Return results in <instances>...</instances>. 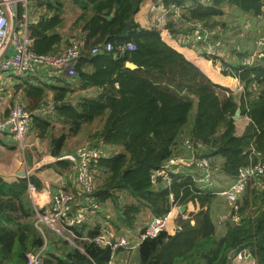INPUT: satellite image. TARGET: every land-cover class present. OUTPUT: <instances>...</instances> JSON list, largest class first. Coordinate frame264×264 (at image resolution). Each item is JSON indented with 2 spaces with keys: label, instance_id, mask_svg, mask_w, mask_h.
Here are the masks:
<instances>
[{
  "label": "trees",
  "instance_id": "16d2710c",
  "mask_svg": "<svg viewBox=\"0 0 264 264\" xmlns=\"http://www.w3.org/2000/svg\"><path fill=\"white\" fill-rule=\"evenodd\" d=\"M28 1L27 10L25 5L19 6L18 18L23 20L26 13L29 17L31 50L48 55L75 47L80 53L76 75H54L57 84L37 82L36 72L19 77L14 73L23 79L15 87V94L23 96L24 103L19 102L31 114V130L47 141L49 153L57 159L43 170L74 173V160L67 157V148L69 140L77 136L86 135L94 147H120V152H111L94 163L96 183L89 197L95 205L89 212L112 206V215L104 219L115 237L136 233L145 218L162 216L173 205L193 202L199 206L184 213L187 218L180 221L175 233L163 231L145 239L138 249L139 264H232L230 254L243 248L252 252L257 264H264V172L248 179L238 209L233 208L224 222V234H219L211 208L217 195L201 188L197 175H172L170 184L152 178L171 157L183 152L181 147L185 148L187 138L198 157L210 159L213 170L232 180L242 168L254 164L264 167V0H159L168 11L165 28L173 37H189L201 24L211 32L210 40L218 50L227 38H235L237 48L230 50L237 62L218 51L204 55L213 59L224 75L240 81V92L214 83L170 46L158 29L142 27L136 15L148 0ZM68 2L80 11L66 29ZM227 5L251 16L239 15L229 25L230 21L221 18L227 13ZM40 7L45 10L31 18V11ZM260 20L263 32L252 30L249 36L257 41V49L262 45V50L257 53V49L240 47L246 41L239 34L246 26L253 29ZM128 25L127 36L121 37ZM108 42L115 46L112 51L92 55L94 48ZM127 42H133L136 48L124 52L118 49ZM253 56L257 57L251 61ZM127 61L139 68H127ZM86 66L93 70L86 73ZM77 81L82 90L101 89L95 96L77 99ZM67 101L70 104H62ZM238 109L241 118L247 119L241 133L235 119ZM192 115L190 129L185 130ZM30 180L41 189L40 178L33 174ZM75 194L77 199L86 196L83 191ZM28 201L27 178L9 182L0 174V264H27L28 254L46 244ZM233 216L239 220L233 221ZM105 226L85 222L76 227L85 252L71 248L61 255L58 248L46 249L44 264H108L111 246L101 247L95 241Z\"/></svg>",
  "mask_w": 264,
  "mask_h": 264
},
{
  "label": "built area",
  "instance_id": "2783aa9c",
  "mask_svg": "<svg viewBox=\"0 0 264 264\" xmlns=\"http://www.w3.org/2000/svg\"><path fill=\"white\" fill-rule=\"evenodd\" d=\"M28 0H0V73L12 72L18 76L26 73L37 72L39 69L47 68L55 71L56 74H67V76H75L76 65L80 59V53L75 47H69L59 54L39 55L31 50L32 39L28 31V20L24 17L23 20L18 19V9L20 5H25L28 9ZM150 14L158 13L155 17L149 18V27L156 28L160 31L165 41H172L170 33L166 30L164 19L167 18V9H161L159 0H154L148 7ZM26 16V15H25ZM20 23L18 26L17 23ZM199 29L186 37V44L191 43L192 51L195 52L194 64L200 67L201 62H205L206 58L212 62L206 55L217 52V45L210 40L211 32L204 30L202 25H197ZM203 33L200 34V30ZM202 45L201 54H198L194 44ZM115 48L112 42H108L102 47H96L92 50V55L100 53H108ZM135 44L127 42L118 46L122 52L134 50ZM205 48V50H204ZM199 56V57H198ZM199 59V60H197ZM238 80V79H237ZM239 81V80H238ZM239 85L240 81H239ZM242 87V86H241ZM231 89H229L230 91ZM229 94L228 90H225ZM53 110V106L50 107ZM32 117L31 114L20 104H14L10 109L9 114L0 120V131L8 132L20 144H23L29 132H31ZM187 154L181 153L169 159L167 164L156 170L152 176L155 182L158 178H162L166 184L172 182V175L180 173L198 172L197 182L203 189H214L216 182L213 177V169L210 159L198 157L195 148L189 138L184 141ZM112 151L107 147L94 146H78L76 148V157H71L77 162L76 182L79 184L80 190L86 195L85 204L77 211L75 210V196L61 190L52 195L49 199H44L39 194L37 186L28 178V192L31 194V209L35 214V225L45 235V230L51 229L55 234L61 236L62 239L74 246V248L85 252L83 246L78 242L82 237L76 233V227L86 222V215L89 208L95 207L92 195L96 175L93 171V165L102 157L108 156ZM188 168L191 170L187 171ZM264 172V167L261 164H254L242 168L238 177L224 189L216 190L212 193L224 197L229 210L238 209V201L243 194L248 179L254 176L261 175ZM72 196V197H71ZM171 201H174V196L171 195ZM180 210V206L173 205L172 208L164 215L154 217L150 220L146 227L137 233L122 234L115 237L112 230L104 227V230L96 238V243L101 247L111 246L112 256L108 264H117V255L120 250L137 251L141 243L149 238L156 237L163 231L168 230L169 223L174 219L176 213ZM180 213V211H179ZM187 216L183 212L180 213L179 221L186 219ZM227 218L220 217L218 222L224 223ZM233 221H238V216L232 217ZM84 239V238H83ZM115 239V243H112ZM46 244L36 252H31L27 256V264H44V252ZM239 261H246L247 264H257L252 252L243 248L235 252L233 256V264Z\"/></svg>",
  "mask_w": 264,
  "mask_h": 264
},
{
  "label": "crops",
  "instance_id": "0c3cea01",
  "mask_svg": "<svg viewBox=\"0 0 264 264\" xmlns=\"http://www.w3.org/2000/svg\"><path fill=\"white\" fill-rule=\"evenodd\" d=\"M153 1L154 0L146 1L144 3V6L141 8L140 12L136 15V21L142 27H149V25H148L149 20L147 19V11H148L147 7L149 5H151L153 3ZM67 9H68V13H67V18H66V29H68L70 27V25L75 20V17L77 16L78 12L80 11L79 9H75L73 7V5L69 2L67 3ZM44 10H45V8H43V7L32 10L30 17L35 19ZM25 17L28 20L29 17L27 15V13H26ZM28 22H29V20H28ZM17 25L19 26L20 23L18 22ZM252 41H254V43H252L250 45L252 46L251 48L253 49V51H255L257 49V41H255V40H252ZM168 43L170 46H172L173 48H175L179 52L183 53L189 60H192V58L195 59V57H196L195 52L192 51L191 48L182 47L175 40L168 41ZM197 50L201 51L199 48ZM225 55H227V54H224L221 56L226 57ZM231 57H235L233 55V53H232V56H229V58H227V59L229 61H232L230 59ZM235 58H237V57H235ZM232 59H234V58H232ZM215 65L216 64H212V62H209V63L201 62L200 68L204 71V73L214 83L220 85L221 87H223L225 89H231V90L235 91V89L237 88V86L239 84V81L237 80V78L229 76V75L228 76L224 75L223 72L220 70V68L218 66L215 67ZM83 70L86 73H90L93 70V67L86 66V67H83ZM54 75L58 76V77L62 76V74L61 75L56 74L55 71L52 69L42 68V69H39L34 74V77H35V80L37 82L38 81H40L41 83L46 82L47 84L51 85V84H57L58 83L55 78L54 79L52 78V77H54ZM66 76L63 75V77H66ZM22 80L23 79L18 78L12 72L0 74V119L1 120L9 114V111L11 109V108H9V110L6 109L3 106V103L10 101L12 103L11 106H13V104L20 103L19 101L24 103V100L22 98L23 96L19 95V94L18 95L15 94V87L18 84H20L22 82ZM33 83H34V81H33ZM75 84H76L75 86L77 88V91L75 94L76 97H78L77 99L84 98L86 96L87 97L95 96L98 93V90L100 91V89H101L98 87H91L89 89H83L82 90V89H80V82L79 81H77V83L75 82ZM116 87L119 88L120 84L117 83ZM246 121H247L246 117L241 118L240 120H237V126H238V132L239 133H241L243 131V127H244ZM94 131L95 130H93V132ZM26 139H28V141H27V144L25 145V148L29 151L30 162H31L30 166H28L29 161L27 162V157H25V160H24L25 162H23L20 158V155H21L20 153L22 151L20 152L19 149H20V146H22L23 144H20L8 132H0V174L2 177H4L5 180H7L9 182H13L17 179V177H21L19 175V173L24 172V171H28V174H29L28 177H29V179H31V177L33 175L31 172L34 170L36 172L34 173V171H33V173L38 178L41 179V189H40L41 193H40V195H42L44 199H49V197L56 194L60 189L72 191V192H74V195H76L75 193H78L81 191L80 187L78 186V184L75 180V174L74 173H72V174L67 173V175H61V174L55 172L53 169L43 170V168H42L43 166L40 167L41 170H40V168H36V165L38 163H36V164H34V163L38 159L39 155H41V154L43 155V151L46 150V148L48 147L47 141H44V140H41L40 138H38L37 135L32 132V130ZM107 147L108 146H105V148H107ZM109 149L112 152H119L120 151L119 147H117V148L111 147ZM182 149H183L182 153L187 154V151L185 150V148L181 147V150ZM50 157H53V156L51 155ZM28 168H30L31 171ZM189 170H191V168L187 169V171H189ZM11 173H16L15 174L16 176H14V177L10 176ZM190 173L195 175L198 172L196 171V172H190ZM17 174H18V176H17ZM44 174H47V175H45V177H43ZM213 177H214V180L216 182L215 188L214 189H206V190H212L211 192L227 188L231 184V182L233 181L232 179H230L229 177L224 175L218 169L213 170ZM77 200H78L79 207L81 205L83 206L85 204V200L82 197H78ZM28 205L31 208L30 196H29ZM185 205H186V209H185V212H183V213H190V212H193V211H196L199 209V206L193 202H190V203L185 204ZM183 207H184L183 205L180 206V213H182L181 210ZM211 208L213 211L212 212L213 216L215 218L214 220L216 222L222 216L227 218L228 214L230 213V210H229V207L227 205L225 198L221 197L219 195H217L216 201L212 204ZM180 213L179 214L176 213L174 219H172L170 221L169 226H168V230H167L168 232L173 234L174 231H176L177 229L180 228V226H179L180 225V221H179ZM108 215H112V206L111 205H109L108 209H104L101 207L97 211L88 212L86 215V217H87L86 223L89 224L90 226H95L98 223L105 226L108 223L106 222V219H104V217H106ZM150 219L151 218H149V217L145 218L144 225L138 226L139 230H137L136 233L138 231L142 230L141 228H143V226L145 228L147 223L150 221ZM218 223H219L218 224L219 234H224L226 231V227H225L224 223H220V222H218ZM107 228L110 229L109 227H107ZM110 230H112V229H110ZM123 234H126V233H123ZM127 234H131V233H127ZM45 237H46V235H45ZM54 248H55L54 245H52L51 242L46 240V249L49 251H53ZM58 251L60 254L62 252H64L62 250H58ZM61 255H63V254H61ZM126 257H134V261H132V264H139L138 250L137 251L120 250L118 252L116 260L119 264H122L124 262V258H126ZM129 262L131 264V260ZM125 264H128V263H125ZM232 264H233V262H232ZM234 264H247V263L238 262V263H234Z\"/></svg>",
  "mask_w": 264,
  "mask_h": 264
},
{
  "label": "rangeland",
  "instance_id": "374dc122",
  "mask_svg": "<svg viewBox=\"0 0 264 264\" xmlns=\"http://www.w3.org/2000/svg\"><path fill=\"white\" fill-rule=\"evenodd\" d=\"M163 10V9H166L164 6H162L161 5V8L159 9V10ZM226 15L225 16H222L221 18H222V20L223 21H225V22H228V21H230L229 23V25H232V24H234L235 23V20H236V18L235 17H237L238 18V16L240 15V16H242L243 18L244 17H248V16H251V15H249L248 13H245V12H243L239 7H237V6H229V5H227L226 6ZM158 15V13H152V14H150L149 13V11H147V19L149 20V18L150 17H155V16H157ZM166 20H167V18L166 19H164V24H165V22H166ZM240 22V21H239ZM242 24V22H240V24H239V26ZM260 25H263V21H259V22H256L255 23V25L253 26V29H252V27H247L246 26V28H245V31H243L241 34H239V37L241 38V39H243L244 41H246L245 42V44H243V45H239L240 47H242V48H248V47H252L250 44H252V43H254V41H252V39L250 38V36L249 35H251L253 32H252V30H254V32H256V31H261V32H263L262 31V28L260 27ZM167 31H168V29H166ZM169 32V31H168ZM170 33V32H169ZM264 33V32H263ZM255 35H256V33H255ZM170 37L172 38V39H174L176 42H178L182 47H185V48H190V47H188V46H191V43H185L186 42V36H184V35H179V36H177V38L176 37H173L172 36V34L170 33ZM235 38L234 37H229V38H227L226 39V41L223 43V44H219V50L217 49V53L218 54H221V55H224V54H227V55H225L226 57L225 58H229V56H232V49L233 48H237V44L235 43ZM202 49L203 48V46L202 45H197L196 43L193 45V49ZM225 48H228V49H225ZM232 51H231V50ZM204 50H205V48H204ZM226 50V51H225ZM262 50V45H260L259 47H258V49H257V53H259L260 51ZM228 51V52H227ZM197 53L198 54H201V52L200 51H197ZM199 57V56H198ZM257 56H253V57H251V61H254V59L256 58ZM232 58H234V59H232ZM232 61H234V62H237L238 61V58H235V57H231L230 58ZM197 60H199V59H197ZM211 61H212V64H214L213 63V59H210ZM192 62H194V59L192 58V60H191ZM200 61V60H199ZM206 63H209V60L206 58V61H205ZM196 65V64H195ZM207 65V64H206ZM208 66V65H207ZM216 66H218V65H215V67ZM199 67V66H198ZM219 68H220V70L222 71V69H221V67L220 66H218ZM0 74H2V73H0ZM62 75H64V74H62ZM67 74H65V76H66ZM76 75V74H75ZM19 77V76H18ZM236 90V92H240V91H242V87L238 84V86H237V88L235 89ZM11 102L10 101H7V102H5V103H3V106L6 108V109H8L9 110V108H13V106H14V104H13V106H11ZM52 111V110H51ZM195 111H196V109H194V112H193V115L195 114ZM10 112V111H9ZM193 115H192V118H191V120H190V122L188 123V125L186 126V128H185V130H189L190 129V124L193 122ZM1 120V119H0ZM0 132H3V131H0ZM30 133V132H29ZM85 134H87V133H85ZM29 135V134H28ZM28 135H27V137H28ZM27 141H28V139H26V141H24V143H23V145L22 146H20V158H21V160L23 161V162H25L24 160H25V157H27V162H28V166H30V164H31V162H30V155H29V151L25 148V145L27 144ZM90 145V143H89V139L87 138V136L85 135H81V136H77V137H75V138H72L71 140H69V143H68V150H67V157H69V158H71V157H76V154H75V151H76V148L78 147V146H89ZM119 149H120V151H121V148L119 147ZM26 150V151H25ZM119 151V152H120ZM51 156V154L49 153V147H47L46 148V150H44L43 151V155L41 154V155H39V157H38V159L35 161V163L34 164H36V163H39V162H42V161H44L45 159H47L48 157H50ZM54 161H52V162H55L57 159L54 157ZM52 162H50V163H52ZM75 163V164H74ZM74 163H73V165H72V172H74V174H75V180H77L76 179V173H77V162L76 161H74ZM28 169H30V168H28ZM33 170V169H32ZM30 171H31V169H30ZM34 171V170H33ZM33 171L31 172L32 174H34L36 171H34V173H33ZM40 171V170H39ZM93 171L95 172V170L93 169ZM20 173H22V172H20ZM20 173H19V175H20ZM16 173H11V175L10 176H16L15 175ZM45 175H47V174H44V176L43 177H45ZM17 176H18V174H17ZM78 184V183H77ZM78 186H79V184H78ZM38 188V187H37ZM62 189H60L58 192H60ZM57 192V193H58ZM64 192H66V193H69L70 195H72L73 197L75 196V204H76V206H72V210H73V207H77L78 208V201H77V197H76V195H74V192H72V191H69V190H65ZM41 192H40V190H39V194H40ZM30 196V198H31V194L28 192V197ZM71 196V197H72ZM50 198V197H49ZM84 200H85V202H86V200H87V198H84ZM229 207V206H228ZM180 211V210H179ZM179 211H178V214H179ZM88 212H89V210H88ZM223 217V219H225L226 217H224V216H222ZM154 218V217H153ZM153 218H151L150 220H152ZM179 226H181V225H179ZM46 231V230H45ZM176 232V231H175ZM127 234V233H126ZM45 235H46V240H48L49 242H51L52 243V245H54V247L55 248H58L59 250H62V251H64V250H71V248H74V246H72V245H70L69 243H66L63 239H62V237L61 236H58L57 234H55L51 229H49V230H47L46 232H45ZM120 235H118V237H119ZM85 251V250H84ZM130 261L131 260V264H132V261H134V257H126V258H124V262L122 263V264H125V263H128V264H130V262L128 261V260ZM239 262H245L246 263V261H239ZM118 263V262H117ZM238 263V262H237ZM119 264V263H118Z\"/></svg>",
  "mask_w": 264,
  "mask_h": 264
},
{
  "label": "water",
  "instance_id": "95a60500",
  "mask_svg": "<svg viewBox=\"0 0 264 264\" xmlns=\"http://www.w3.org/2000/svg\"><path fill=\"white\" fill-rule=\"evenodd\" d=\"M129 29H130V25H128V26L126 27V29L124 30V32H123V34L121 35V37H125V36H127ZM126 67H128V68H130V69H137V68H139V66H138L136 63L132 62V61H127V62H126ZM62 104H70V102L67 101V102H64V103H62ZM235 119H236V120H240V119H241V110H240V109H238V111H237V113H236V115H235ZM54 160H55L54 157H48V158L45 159L44 161L39 162V163L36 165V168H40V167H42V166H44V165H46V164H48V163H50V162H52V161H54ZM20 176L23 177V178H27V177L29 176L28 171H24V172L20 173ZM183 206H184V207L182 208L181 211H182V212H185L186 205H183ZM174 233H175V231H174ZM115 242H116L115 239H113L112 243H115ZM234 255H235V251L232 252V253L230 254V257H233Z\"/></svg>",
  "mask_w": 264,
  "mask_h": 264
}]
</instances>
